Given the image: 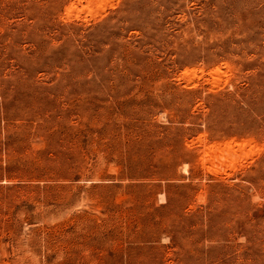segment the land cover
Listing matches in <instances>:
<instances>
[{
	"label": "rangeland",
	"instance_id": "374dc122",
	"mask_svg": "<svg viewBox=\"0 0 264 264\" xmlns=\"http://www.w3.org/2000/svg\"><path fill=\"white\" fill-rule=\"evenodd\" d=\"M0 264H264V0H0Z\"/></svg>",
	"mask_w": 264,
	"mask_h": 264
}]
</instances>
